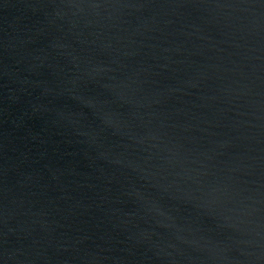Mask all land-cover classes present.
<instances>
[{
	"label": "water",
	"instance_id": "obj_1",
	"mask_svg": "<svg viewBox=\"0 0 264 264\" xmlns=\"http://www.w3.org/2000/svg\"><path fill=\"white\" fill-rule=\"evenodd\" d=\"M0 264H264V0H0Z\"/></svg>",
	"mask_w": 264,
	"mask_h": 264
}]
</instances>
